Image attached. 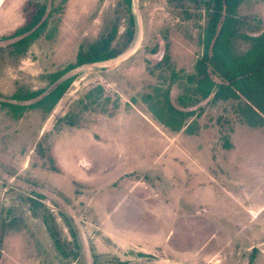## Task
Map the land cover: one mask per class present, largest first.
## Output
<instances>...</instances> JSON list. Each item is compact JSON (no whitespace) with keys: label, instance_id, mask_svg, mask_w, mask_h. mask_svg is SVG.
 <instances>
[{"label":"rangeland","instance_id":"374dc122","mask_svg":"<svg viewBox=\"0 0 264 264\" xmlns=\"http://www.w3.org/2000/svg\"><path fill=\"white\" fill-rule=\"evenodd\" d=\"M242 4L239 33H260L264 0ZM38 5L46 10L20 52L5 38ZM138 9V46L111 65L65 73L57 82L74 80L48 111L50 96L35 100L57 83L50 75L114 23L115 44L129 12L123 0H0V264H264V85L249 80L247 96L200 101L191 133L169 129L148 107L163 103L152 90L160 74L170 82L157 63L169 54L178 75L169 96L182 108L211 8L138 0ZM251 44L237 36L232 48Z\"/></svg>","mask_w":264,"mask_h":264},{"label":"trees","instance_id":"16d2710c","mask_svg":"<svg viewBox=\"0 0 264 264\" xmlns=\"http://www.w3.org/2000/svg\"><path fill=\"white\" fill-rule=\"evenodd\" d=\"M205 2L210 5L211 8L208 10L209 19L204 27L202 36L200 35L198 40L202 45L201 54L194 63V71L184 76L182 82V84H184L183 93L181 97L177 98L182 108L173 106L169 96L170 85L177 80L178 77L176 72L174 73V69L169 67V54L165 52L162 58H160L161 60L157 63L164 68L170 69V82L164 86L165 76L160 74V78L162 79L161 84L153 85L152 90L157 91V94L162 93L163 103H156L158 106L155 109L153 107V102H150V104L148 102V107L156 110V112L159 111L161 122L173 131H180L183 129L184 132H192L189 126L193 122L188 124L187 119L193 115H199V111L196 112L194 108L191 107L195 106L200 101L210 96L212 101L239 98L240 95L237 91L247 96L252 93L245 85L246 81L249 80H261L262 82L259 84L264 85V29L256 35L239 33L238 26L241 20L239 17L235 16L234 9L239 7L243 3V0H205ZM36 3L41 4L38 2ZM123 4L129 12L128 26L123 36L116 41L115 44L111 43L117 29L116 23H114L110 31L100 39H96L89 43H81L78 47L75 62L51 74V83H56L65 73L76 66L115 57L130 45L134 38V18L131 14V0H123ZM45 10L46 8L43 6H36L31 20L16 29L11 35L6 36L5 39L17 38L11 42V45L22 52L23 48L26 47L36 35L35 26L39 23ZM237 36L252 40V44L246 49L241 50L240 53H237L232 48ZM151 51L155 52L156 49L152 48ZM211 73L217 74L222 81L217 82L214 80ZM73 80V76H67L54 84V87L51 88L48 93L43 94L42 97L35 101H38L44 96H50L52 101L47 106L48 111H50L68 90ZM44 91L45 90H37L34 96H32V94L23 96L19 101L30 100ZM147 97L151 98L150 95ZM261 109L264 111L263 105ZM29 201H31L35 208L40 204L39 201L33 197H29ZM48 230L51 233L56 231L54 227H48ZM69 230L72 231V229ZM71 235L74 234L71 233ZM66 254L69 256V253L66 252ZM117 264H126V262L119 261Z\"/></svg>","mask_w":264,"mask_h":264},{"label":"water","instance_id":"95a60500","mask_svg":"<svg viewBox=\"0 0 264 264\" xmlns=\"http://www.w3.org/2000/svg\"><path fill=\"white\" fill-rule=\"evenodd\" d=\"M131 10H132V14L134 16L135 25H136V36L135 38H133L132 43L123 52H121L115 57L109 58L107 60H101V61H96V62H91V63H86V64H98L99 66L111 65L114 62H118L126 58L138 46V43L140 42L141 35H142V25H141V19H140V14H139V9H138V0H131Z\"/></svg>","mask_w":264,"mask_h":264},{"label":"crops","instance_id":"0c3cea01","mask_svg":"<svg viewBox=\"0 0 264 264\" xmlns=\"http://www.w3.org/2000/svg\"><path fill=\"white\" fill-rule=\"evenodd\" d=\"M244 1V0H243ZM243 4H241L239 7H237L236 9H234V14H235V16H236V13H237V11L239 12L240 10H241V6H242ZM133 15V14H132ZM133 18H134V16H133ZM134 21H135V19H134ZM8 36V35H7ZM14 39V38H13Z\"/></svg>","mask_w":264,"mask_h":264}]
</instances>
